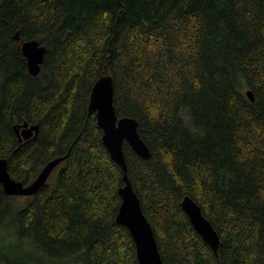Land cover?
Returning a JSON list of instances; mask_svg holds the SVG:
<instances>
[{
	"label": "trees",
	"instance_id": "16d2710c",
	"mask_svg": "<svg viewBox=\"0 0 264 264\" xmlns=\"http://www.w3.org/2000/svg\"><path fill=\"white\" fill-rule=\"evenodd\" d=\"M21 40L46 49L37 77ZM103 76L151 153L123 144L163 263L264 264V0H0V157L30 184L67 156L32 196L0 186V264H138L115 223L123 171L87 107ZM24 122L38 133L19 143ZM184 196L218 233L216 258Z\"/></svg>",
	"mask_w": 264,
	"mask_h": 264
},
{
	"label": "water",
	"instance_id": "95a60500",
	"mask_svg": "<svg viewBox=\"0 0 264 264\" xmlns=\"http://www.w3.org/2000/svg\"><path fill=\"white\" fill-rule=\"evenodd\" d=\"M18 40V33L14 36ZM20 52L25 59L27 72L31 77H37L41 71L46 49L37 40H21ZM253 102L254 97L250 90L245 92ZM114 84L111 76H103L94 83L89 96L88 112L94 113L97 126L102 132V144L109 157L123 171V186L118 189L120 205L115 216V223L124 226L131 236L138 264H164L154 232L141 209L140 201L135 194L126 175V161L123 153V144H128L131 150L142 160L150 158V150L138 133V122L133 118L116 115L114 104ZM18 142L35 139L38 125H29L26 122L13 127ZM18 149L15 150V152ZM67 156L48 163L30 184H24L12 179L8 173L7 161L0 157V186L7 196L29 197L43 186L54 168L63 162ZM180 207L187 215L194 231L209 245L214 258L217 257L219 235L208 219L204 217L198 204L189 196H184Z\"/></svg>",
	"mask_w": 264,
	"mask_h": 264
},
{
	"label": "rangeland",
	"instance_id": "374dc122",
	"mask_svg": "<svg viewBox=\"0 0 264 264\" xmlns=\"http://www.w3.org/2000/svg\"><path fill=\"white\" fill-rule=\"evenodd\" d=\"M243 91H245V90H243ZM184 119V118H183ZM23 198V197H22ZM24 199V198H23ZM20 200H21V198H20Z\"/></svg>",
	"mask_w": 264,
	"mask_h": 264
},
{
	"label": "bare ground",
	"instance_id": "6f19581e",
	"mask_svg": "<svg viewBox=\"0 0 264 264\" xmlns=\"http://www.w3.org/2000/svg\"><path fill=\"white\" fill-rule=\"evenodd\" d=\"M30 39V38H29Z\"/></svg>",
	"mask_w": 264,
	"mask_h": 264
}]
</instances>
